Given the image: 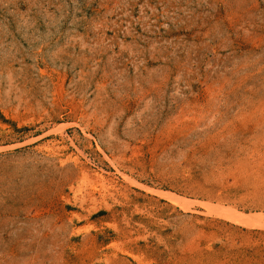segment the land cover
<instances>
[{"label":"rangeland","instance_id":"374dc122","mask_svg":"<svg viewBox=\"0 0 264 264\" xmlns=\"http://www.w3.org/2000/svg\"><path fill=\"white\" fill-rule=\"evenodd\" d=\"M0 264H264V0H0Z\"/></svg>","mask_w":264,"mask_h":264},{"label":"bare ground","instance_id":"6f19581e","mask_svg":"<svg viewBox=\"0 0 264 264\" xmlns=\"http://www.w3.org/2000/svg\"><path fill=\"white\" fill-rule=\"evenodd\" d=\"M164 194V193H163ZM162 195V194H161ZM172 195V194H171ZM171 195H168V194H166L165 193V195H163V196H161V197H163V198H166V199H170V201H173L172 199L174 198V197H172ZM160 197V196H159ZM172 198V199H171ZM177 198V197H176ZM177 202H179V201H177ZM209 206V205H208ZM211 206H209V208H210Z\"/></svg>","mask_w":264,"mask_h":264}]
</instances>
